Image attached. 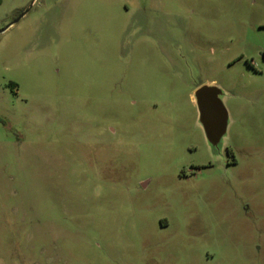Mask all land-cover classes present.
<instances>
[{
    "label": "rangeland",
    "instance_id": "1",
    "mask_svg": "<svg viewBox=\"0 0 264 264\" xmlns=\"http://www.w3.org/2000/svg\"><path fill=\"white\" fill-rule=\"evenodd\" d=\"M0 264H264V0H2Z\"/></svg>",
    "mask_w": 264,
    "mask_h": 264
},
{
    "label": "water",
    "instance_id": "2",
    "mask_svg": "<svg viewBox=\"0 0 264 264\" xmlns=\"http://www.w3.org/2000/svg\"><path fill=\"white\" fill-rule=\"evenodd\" d=\"M222 94L221 89L212 85L200 87L195 94L200 122L209 144L216 150L222 147L228 127V114L221 99Z\"/></svg>",
    "mask_w": 264,
    "mask_h": 264
},
{
    "label": "flooded vegetation",
    "instance_id": "3",
    "mask_svg": "<svg viewBox=\"0 0 264 264\" xmlns=\"http://www.w3.org/2000/svg\"><path fill=\"white\" fill-rule=\"evenodd\" d=\"M211 146H212V145H211ZM221 149H222V147H221L220 149L218 148V150H221ZM228 153H230V152H228ZM184 176H185V175H184Z\"/></svg>",
    "mask_w": 264,
    "mask_h": 264
},
{
    "label": "trees",
    "instance_id": "4",
    "mask_svg": "<svg viewBox=\"0 0 264 264\" xmlns=\"http://www.w3.org/2000/svg\"><path fill=\"white\" fill-rule=\"evenodd\" d=\"M2 4V0H0V5Z\"/></svg>",
    "mask_w": 264,
    "mask_h": 264
},
{
    "label": "crops",
    "instance_id": "5",
    "mask_svg": "<svg viewBox=\"0 0 264 264\" xmlns=\"http://www.w3.org/2000/svg\"><path fill=\"white\" fill-rule=\"evenodd\" d=\"M212 85H213V83H212Z\"/></svg>",
    "mask_w": 264,
    "mask_h": 264
}]
</instances>
